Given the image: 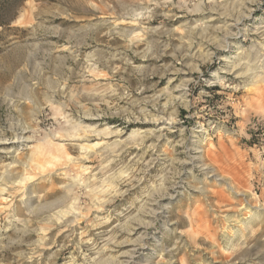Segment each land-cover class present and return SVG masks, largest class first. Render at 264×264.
Returning a JSON list of instances; mask_svg holds the SVG:
<instances>
[{"label":"rangeland","instance_id":"374dc122","mask_svg":"<svg viewBox=\"0 0 264 264\" xmlns=\"http://www.w3.org/2000/svg\"><path fill=\"white\" fill-rule=\"evenodd\" d=\"M0 9V264H264V0Z\"/></svg>","mask_w":264,"mask_h":264},{"label":"bare ground","instance_id":"6f19581e","mask_svg":"<svg viewBox=\"0 0 264 264\" xmlns=\"http://www.w3.org/2000/svg\"><path fill=\"white\" fill-rule=\"evenodd\" d=\"M237 27V26H236ZM226 30V29H225ZM262 66V65H261ZM236 67V66H235ZM235 67L231 70V72H234L236 69ZM231 69V68H230ZM255 75V74H254ZM159 121V120H158ZM167 122V120H166ZM165 123V121H164ZM171 125V124H170ZM173 127V126H172ZM163 129H167V127H163ZM170 129V128H169ZM168 131V130H167ZM203 131L202 130H198L196 132V134H202ZM15 137V136H14ZM28 138V137H27ZM195 138H200V136H195ZM205 138V137H204ZM202 138L204 141H206V139ZM22 141V140H21ZM20 141V142H21ZM28 140L25 139L24 142L26 143ZM202 140H197L194 144H193V148H191V152H192V157L191 158V161H195L197 160L199 157L198 156H202V154L200 153H203V150H202ZM24 144V143H23ZM103 144L101 142H96V143H84L82 144V149H89V148H99L101 147ZM109 146V145H108ZM201 159V158H200ZM198 161V160H197ZM202 162V161H201ZM200 162V163H201ZM203 163V162H202ZM203 165V164H202ZM206 169L208 170H211V172L213 173V175L215 177H218L217 176V173H216V170L215 168L213 167H209V166H206L205 167V171ZM43 177V176H42ZM219 180L223 181L226 183V185L228 186V188L232 191V193L236 196H240V195H244V193H241L239 191H236L235 187L229 182V180L225 177V176H220V178H218ZM247 196V195H246ZM240 210H242V212H246V217H235L234 215H231L230 217H227V221L230 222H233L234 221V224L231 225V229L234 231L235 234H240L243 232V230H248L252 227V222H253V219L255 218H260V214H261V207L259 205H252L250 203H248L247 205L245 206H242L240 208ZM231 224V223H230ZM228 237V235H227ZM137 253V252H135ZM132 254V253H131ZM131 256V255H130ZM135 256V255H134ZM132 257L133 259V262H134V259L136 257ZM131 258V257H130ZM170 264H173L171 262H169Z\"/></svg>","mask_w":264,"mask_h":264},{"label":"trees","instance_id":"16d2710c","mask_svg":"<svg viewBox=\"0 0 264 264\" xmlns=\"http://www.w3.org/2000/svg\"><path fill=\"white\" fill-rule=\"evenodd\" d=\"M0 11H1V9H0Z\"/></svg>","mask_w":264,"mask_h":264}]
</instances>
